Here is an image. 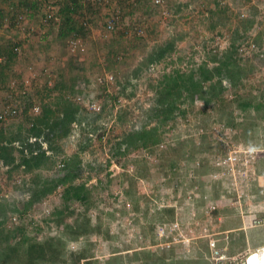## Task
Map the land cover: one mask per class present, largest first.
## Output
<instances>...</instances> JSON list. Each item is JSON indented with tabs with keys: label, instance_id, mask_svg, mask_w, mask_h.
Wrapping results in <instances>:
<instances>
[{
	"label": "rangeland",
	"instance_id": "rangeland-1",
	"mask_svg": "<svg viewBox=\"0 0 264 264\" xmlns=\"http://www.w3.org/2000/svg\"><path fill=\"white\" fill-rule=\"evenodd\" d=\"M10 1L0 0V10L4 13L0 21V45L21 41L23 55L13 63L7 87L0 90V110L7 103L8 93H12L20 114L2 127L8 134L26 129L34 105L54 103L59 97L60 91L54 89L55 84H68L75 76L80 78L79 88L83 92L68 93V97L82 104L86 115L66 141L65 149L67 155L80 152L84 168L80 180L85 181L90 176L88 185L96 187L95 203L89 215L93 225L101 223L102 230H109L110 234L109 238L104 233L89 237L95 258L101 264L112 256H127L140 250L158 255L174 250L177 260L203 256L209 264H245L249 254L264 247V156L256 162L257 178L224 175L225 170L217 166L219 158H223L233 145L259 147L264 144V110L257 113L253 107L243 110L234 105L231 116L198 100L193 107L183 106L188 107L185 117L178 115L164 127L163 142L154 152L135 149L128 155L114 157L111 150L124 130H141L149 120L156 97L153 85L166 72L174 68H196L212 53L222 55L231 44L235 28L246 17L254 16L256 23L240 46V53L243 58H253L256 70L245 79L241 92L246 97L252 94L264 100V43L258 46L252 41L264 32V0L245 4L240 0H220L218 7L214 0H165L163 6L155 9L148 0L138 3L112 0L107 6H91L92 9L86 11L90 32L82 36L84 50L77 51L71 50L70 38L58 37L57 27L51 22L49 25L42 23L47 14L60 16L63 0H14L16 15L10 10ZM34 3L41 6L39 10L34 9ZM118 8L123 14L122 21L117 30L109 32L105 22ZM208 8L218 14L210 19ZM221 8L226 9L225 13ZM84 14H79V23ZM14 18L21 20L18 26ZM212 21L218 22L215 30L210 28ZM172 34L185 36L177 43V51L135 78L133 70L147 52ZM241 42L239 39L238 43ZM256 54L258 57L254 56ZM107 75H113V81L100 80ZM127 76L132 83L122 92L121 82ZM25 80H29L30 85L23 93ZM12 81H16L13 92L10 89ZM224 85L226 97L233 99L230 81L224 79ZM94 104L101 109H94ZM105 104L106 110L97 118ZM28 105L31 107L25 113ZM125 111L127 119L119 120ZM155 123L156 120L152 125ZM234 124L243 130H238ZM180 140H193L197 146L210 147L198 153L195 160L181 159L174 167L164 166L163 151L168 145L177 146ZM202 162H209L212 168L204 175L197 171ZM0 165V199L21 210L11 211V217L18 214L20 218L18 223H10L8 219L7 227L14 233L24 225L25 234L38 236L39 240L57 235V227L48 219L55 208L62 206L61 190L25 212L23 207L30 199V184L27 183L30 175L19 173L10 177L6 167ZM143 168H147L148 176L136 178L131 186L130 176ZM42 174L57 177L64 172L58 164ZM216 174L218 176L214 177ZM217 193L221 195L220 200ZM75 206L78 210L83 208L79 203ZM214 206L218 208L217 214ZM170 207L176 210L175 218L161 220L159 212ZM255 220H261L262 224H255ZM206 241H209V252L205 248ZM214 241L223 260L214 253ZM87 244L86 237L68 240V255Z\"/></svg>",
	"mask_w": 264,
	"mask_h": 264
},
{
	"label": "trees",
	"instance_id": "trees-1",
	"mask_svg": "<svg viewBox=\"0 0 264 264\" xmlns=\"http://www.w3.org/2000/svg\"><path fill=\"white\" fill-rule=\"evenodd\" d=\"M148 1L154 9L163 6L156 4L153 0ZM240 1L245 4L252 0ZM214 2L216 7L220 6V0H214ZM40 7L38 3H34V9L39 10ZM16 8V6H11L10 10L13 15H16ZM25 8L28 9L27 6ZM84 9L82 0H63L59 14L60 22L57 23L54 19L51 22L53 27H57L59 38L66 40L74 33L80 36L89 34L90 27L77 21L79 14L84 13ZM87 9H92L91 5ZM225 10L222 9L223 13ZM207 12L210 19L218 14L213 8H208ZM3 18L4 13L0 10V21ZM255 23L254 16L243 18L234 30L230 46L222 55L218 52L212 53L196 68L189 70L174 68L166 72L157 84L153 85L156 97L149 113V120L144 123L141 130H124L112 145V155L114 157L125 156L135 149L154 152L155 148L163 142L164 127L169 126L178 115L185 117L188 107H193L198 100H203L206 106H215L222 113L228 112L231 116L234 112V105L243 110L253 107L257 113L264 110L263 99H257L252 94L246 97L241 92L242 87L245 86V79L256 70L252 62L253 58H243L240 53V46L244 44L247 33ZM217 26L218 22L212 21L210 28L215 30ZM263 34L264 32H260L253 37V43L262 46ZM184 38V35L172 34L164 42L154 46L134 68V77L139 78L152 65L171 57L177 51V43ZM239 39L242 40L241 43H238ZM22 45L21 41L17 43L10 41L0 45V90L7 87L12 65L23 55L20 51ZM254 56L258 57V54ZM210 63H214V66ZM224 79L230 81L233 99H228L225 95L227 87L224 85ZM79 81L80 78L75 76L68 84L64 82L55 84L54 89L60 91L59 97L54 103L42 102L41 112L29 117L26 129L21 128L8 134L5 128H0V163L6 167L10 177L19 173L30 175L27 179V183L30 184L28 188L30 199L24 205L23 211L28 212L36 203L43 201L58 190H61L63 201L62 206L55 208L48 219L50 224L53 223L57 227L58 234L39 240L38 236H27L24 225L19 226L14 233L7 227L11 211L21 210L13 208L10 202L0 199V264H101L95 258L89 237L92 234L104 233L105 237L109 238L110 234L109 230H102L101 223L93 225L89 215L95 203L94 190L96 187L88 185L90 176L85 181L80 180L84 169L80 152L67 155L65 149L66 141L74 134L75 127L83 123L86 115L85 107L76 99L68 97V93L77 95L83 92L79 88ZM131 83V77H125L124 82H121L122 92H125L127 85ZM104 88L106 89V86ZM185 104L188 107L184 108ZM30 107L28 105L25 108V113ZM106 107V104L103 105L97 118L102 116ZM127 115L125 111L124 115L119 116V120L124 121ZM262 117L264 118V113ZM154 120L156 123L152 125ZM234 126L238 130H243L237 124ZM34 138L36 140L31 141ZM248 141L253 143L252 140H246ZM209 147L197 146L193 140H180L177 146L168 145L163 151V165L174 167L181 159L195 160L198 153L204 152ZM84 149L85 146L82 150ZM58 164L64 172L63 175L43 176L42 171L52 170ZM199 166L197 171L202 175L212 169L209 162L199 163ZM143 171L137 170L133 176H130L131 186L135 184L136 178L148 176L147 168H143ZM219 193L216 194L218 200L221 196ZM78 203L83 207L81 210L75 206ZM159 213L161 220L165 218L172 220L175 218L176 210L170 207ZM82 237L87 238L88 244L81 250L68 255V240H79ZM208 242H205L207 252H209ZM174 257V250L164 251L160 255L149 250H140L127 256H112L106 260L105 264H130L133 261H142L143 264H209L203 256L191 260H177Z\"/></svg>",
	"mask_w": 264,
	"mask_h": 264
},
{
	"label": "built area",
	"instance_id": "built-area-1",
	"mask_svg": "<svg viewBox=\"0 0 264 264\" xmlns=\"http://www.w3.org/2000/svg\"><path fill=\"white\" fill-rule=\"evenodd\" d=\"M60 1V0H55ZM112 0H82L84 6H85V11L84 15L82 16L81 23L83 25L89 26L90 27V22L87 19L86 11L88 10L87 7L91 5L92 7H97V6H107L111 3ZM140 2L141 0H134ZM156 4L159 5H164L165 0H153ZM18 17V16H17ZM59 16H54V14L50 13L47 14L43 18V24L49 25L50 22L54 19L55 22L59 23L60 18ZM122 11L121 9H115L111 16L106 20L105 22V29L109 32H114L117 30V28L120 26V23L122 21ZM14 22L17 24L21 23V20L19 18L15 19ZM141 33V32H140ZM69 45L72 51H77V50H84L83 47V38L77 33H74L69 40ZM252 46L255 47V44H252ZM242 51H244V47L241 48ZM114 77L113 75L109 76L107 75L106 77H101V81H106L110 82L113 81ZM24 84L26 85V90L23 93H26L28 86L30 85L29 80H25ZM11 92L16 89V81H12L10 85ZM81 99V98H79ZM94 109H101L99 105L94 104L93 105ZM33 114H39L41 112V107L40 105H35L33 110ZM20 114L19 107L16 103L13 102V95L12 93H8L7 95V103L6 105L0 110V128L2 125L9 120L15 119L18 117ZM36 139H32L31 141H35ZM264 156V144H262L259 147H254V146H245L243 144H236L233 145L232 148H230L229 152L223 157L219 158L217 161V166L220 167L221 169L225 170L224 175L226 173L232 174L233 176L236 175H241L244 176L245 178H257L259 175V172L256 170V162L258 159ZM64 165V164H61ZM223 173V172H222ZM218 174H216L214 177H217ZM264 185V184H263ZM213 209H216L214 206ZM19 217L18 215H14L10 218L9 222L10 223H18ZM255 224L259 225L262 224L261 220H255ZM164 231V230H163ZM212 246L214 247V253L220 256L219 260H223L224 258L221 255V251L218 249H215V241L212 243ZM246 264V263H245Z\"/></svg>",
	"mask_w": 264,
	"mask_h": 264
},
{
	"label": "bare ground",
	"instance_id": "bare-ground-1",
	"mask_svg": "<svg viewBox=\"0 0 264 264\" xmlns=\"http://www.w3.org/2000/svg\"><path fill=\"white\" fill-rule=\"evenodd\" d=\"M264 263V247L257 249L247 256L246 264H263Z\"/></svg>",
	"mask_w": 264,
	"mask_h": 264
},
{
	"label": "crops",
	"instance_id": "crops-1",
	"mask_svg": "<svg viewBox=\"0 0 264 264\" xmlns=\"http://www.w3.org/2000/svg\"><path fill=\"white\" fill-rule=\"evenodd\" d=\"M13 1L14 0H12V1L9 2L10 6H13V4H14Z\"/></svg>",
	"mask_w": 264,
	"mask_h": 264
},
{
	"label": "water",
	"instance_id": "water-1",
	"mask_svg": "<svg viewBox=\"0 0 264 264\" xmlns=\"http://www.w3.org/2000/svg\"><path fill=\"white\" fill-rule=\"evenodd\" d=\"M264 264V263H263Z\"/></svg>",
	"mask_w": 264,
	"mask_h": 264
}]
</instances>
